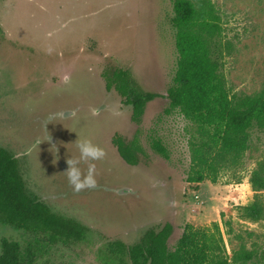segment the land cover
<instances>
[{
  "label": "rangeland",
  "instance_id": "374dc122",
  "mask_svg": "<svg viewBox=\"0 0 264 264\" xmlns=\"http://www.w3.org/2000/svg\"><path fill=\"white\" fill-rule=\"evenodd\" d=\"M198 1L217 18L210 47L229 92L258 93L264 85V0ZM172 17L173 0H0V147L17 158L28 194L88 229L78 243L36 237L42 245L37 264H102L108 243L132 245L150 227L170 224L172 247L186 224L213 222L229 256L244 245L257 251L249 264H264V214L257 223L239 217V207L254 199L251 172H264V130H252L246 152L218 168L215 182L187 180L197 130L176 113L164 114L177 59ZM116 68L141 91L157 95L138 125L118 94L105 89L102 73ZM114 134L139 147L137 166L118 156ZM150 135L161 139L168 159L150 149ZM84 139L104 156L91 161L96 186L76 192L64 171L68 159H79L76 145ZM88 164L77 165L82 174ZM259 197L264 206V192ZM4 238L23 247L35 239L0 226V243Z\"/></svg>",
  "mask_w": 264,
  "mask_h": 264
},
{
  "label": "trees",
  "instance_id": "16d2710c",
  "mask_svg": "<svg viewBox=\"0 0 264 264\" xmlns=\"http://www.w3.org/2000/svg\"><path fill=\"white\" fill-rule=\"evenodd\" d=\"M202 1L173 0L170 20L177 54L172 83L166 90L164 114L176 113L197 130L189 182L205 179L215 182L217 169L237 163L246 152L252 130H264V85L254 95L231 94L220 66L212 56L210 43L218 31L217 18ZM106 89H114L130 113V120L140 124L147 103L157 95L138 89L125 70L102 73ZM111 143L118 156L129 166H137L141 150L133 140L115 134ZM150 149L164 159L168 153L158 136H149ZM194 168V169H193ZM249 183L253 201L239 207L240 219L261 221L264 206V172L254 170ZM227 224V223H226ZM228 225V224H227ZM0 226L22 231L35 237L24 247L2 239L0 264H37L42 245L78 243L88 229L71 218L54 213L46 204L28 194L18 160L0 147ZM229 233V231H228ZM170 224L148 228L132 245L115 241L101 251L102 264H249L257 258L255 249L241 245L227 254L217 223L195 228L186 224L172 247L168 240Z\"/></svg>",
  "mask_w": 264,
  "mask_h": 264
},
{
  "label": "clouds",
  "instance_id": "9594fccd",
  "mask_svg": "<svg viewBox=\"0 0 264 264\" xmlns=\"http://www.w3.org/2000/svg\"><path fill=\"white\" fill-rule=\"evenodd\" d=\"M65 80H67V77H65ZM96 114V109H92V115ZM58 115L63 117L69 114L62 112L58 113ZM71 115H74V113H71ZM38 144H40L39 141L37 142V145ZM76 147L79 151V159H68L66 161L67 169L64 172L66 173L67 181L72 187L73 191L79 192L82 189H91L96 186V180L94 178L95 165L91 163V161L102 159L104 156V151L102 148L98 147L87 139L81 140L79 143H77ZM81 160L89 161L88 168L83 174L81 173L79 167H77Z\"/></svg>",
  "mask_w": 264,
  "mask_h": 264
},
{
  "label": "flooded vegetation",
  "instance_id": "af4514ba",
  "mask_svg": "<svg viewBox=\"0 0 264 264\" xmlns=\"http://www.w3.org/2000/svg\"><path fill=\"white\" fill-rule=\"evenodd\" d=\"M102 79H103V78H102ZM104 85H105V89H106V84H105V82H104ZM111 90L114 91V89H110V90H107V89H106L107 92H109V91H111ZM120 104L122 105L121 100H120ZM122 106H123V105H122ZM124 107H125V106H124ZM125 108H126V107H125ZM129 120H130V114H129ZM130 122H131V120H130ZM114 135H115V134H114ZM114 135H113V136H114ZM111 139H112V138H111ZM111 144H112V143H111Z\"/></svg>",
  "mask_w": 264,
  "mask_h": 264
}]
</instances>
